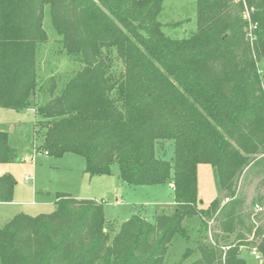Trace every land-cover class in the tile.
<instances>
[{
    "label": "trees",
    "instance_id": "trees-1",
    "mask_svg": "<svg viewBox=\"0 0 264 264\" xmlns=\"http://www.w3.org/2000/svg\"><path fill=\"white\" fill-rule=\"evenodd\" d=\"M164 1L0 0V107L34 111L35 150L83 156L92 176L117 163L128 185L171 184L176 204L153 219L132 214L112 236L103 202L58 192L53 212H21L0 228L2 264H163L177 234L190 238L183 222L193 216L197 246L176 264H248L243 247L264 260V192L250 202L245 192L252 179L264 190V0H246L253 41L243 1L196 0L197 27L186 37L166 33ZM46 6L64 49L84 66L60 93L56 82L45 88L50 99L39 104ZM17 158L0 126V163ZM199 164L215 169L222 190L206 208ZM16 183L0 174V203Z\"/></svg>",
    "mask_w": 264,
    "mask_h": 264
},
{
    "label": "rangeland",
    "instance_id": "rangeland-1",
    "mask_svg": "<svg viewBox=\"0 0 264 264\" xmlns=\"http://www.w3.org/2000/svg\"><path fill=\"white\" fill-rule=\"evenodd\" d=\"M160 20L169 24L165 26L169 35H190L197 27L196 0H165ZM43 27L48 34V41L38 48V87L35 97L39 104L50 99V93L45 88L56 82L57 93H60L66 81L84 66L80 55L68 53L64 49L62 37L52 23L49 6L45 7ZM258 66L264 79V57ZM34 120L35 113L32 109L17 111L0 107V126L10 132L11 143L18 153L15 162L0 163V174L9 173L17 182L12 200L0 204V228L21 212L31 215L53 212L58 192L103 202L107 218L112 223L108 226L112 236L122 221L134 213L153 219L158 213L172 214L175 211L174 194L168 184L128 185L121 181L117 163L112 165L111 174L92 176L85 171L86 161L83 156L68 152L61 157H54L47 155L44 150L36 151L35 147L39 145L41 138L34 133ZM173 151V147L168 148L166 157L170 158ZM26 176L32 180L27 182ZM257 184L258 179H252L245 187L248 202L259 192H264L263 189H257ZM198 193L199 206L204 208L214 198L222 196L215 169L209 164L198 165ZM183 224L190 238L177 234L169 245L163 264H176L187 247L197 246L201 218H186ZM215 230V223L209 220L210 238ZM249 250L251 249L245 247L242 251L248 264H264L262 257L251 255ZM196 257L193 255L188 261Z\"/></svg>",
    "mask_w": 264,
    "mask_h": 264
},
{
    "label": "built area",
    "instance_id": "built-area-1",
    "mask_svg": "<svg viewBox=\"0 0 264 264\" xmlns=\"http://www.w3.org/2000/svg\"><path fill=\"white\" fill-rule=\"evenodd\" d=\"M239 1H243L244 3V18L245 20H247L248 22V29L246 31V36L249 40L253 41L255 38V30L257 29V22L254 21L253 19V12H254V8L253 7H248L246 0H239ZM25 180L27 182H30L32 180L31 177L26 176ZM257 209L262 210V207H257ZM254 253H257V251L252 250Z\"/></svg>",
    "mask_w": 264,
    "mask_h": 264
},
{
    "label": "crops",
    "instance_id": "crops-1",
    "mask_svg": "<svg viewBox=\"0 0 264 264\" xmlns=\"http://www.w3.org/2000/svg\"><path fill=\"white\" fill-rule=\"evenodd\" d=\"M97 176H99V177H103L104 175H97ZM118 185L119 186H121L122 184L118 181ZM168 186L172 189V191H173V186L171 185V184H168ZM90 199H93V198H90ZM117 203H118V200H117ZM1 204V203H0ZM176 205V204H175ZM135 214V213H134ZM245 247H243L242 248V251H243V249H244ZM250 251V254L251 255H254V256H256V257H261V255L259 254V253H254L252 250H249ZM245 257V256H244ZM246 258V257H245ZM247 259V258H246ZM263 259V258H262ZM264 261V260H263Z\"/></svg>",
    "mask_w": 264,
    "mask_h": 264
}]
</instances>
